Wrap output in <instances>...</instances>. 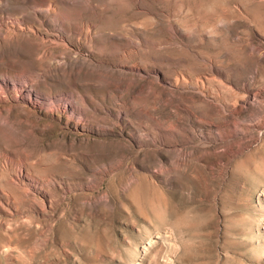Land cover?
I'll list each match as a JSON object with an SVG mask.
<instances>
[{
  "label": "rangeland",
  "instance_id": "1",
  "mask_svg": "<svg viewBox=\"0 0 264 264\" xmlns=\"http://www.w3.org/2000/svg\"><path fill=\"white\" fill-rule=\"evenodd\" d=\"M1 79L0 264H264V0H0Z\"/></svg>",
  "mask_w": 264,
  "mask_h": 264
},
{
  "label": "bare ground",
  "instance_id": "2",
  "mask_svg": "<svg viewBox=\"0 0 264 264\" xmlns=\"http://www.w3.org/2000/svg\"><path fill=\"white\" fill-rule=\"evenodd\" d=\"M30 28V27H29ZM33 29H34V27H33ZM90 30H91V27L89 26L88 27V30L87 31H82L79 35L81 36V38L83 39V38H85V39H88L89 37H90ZM43 39H44V41H47V42H50V43H52V44H55L56 43V41H57V39L56 38H53V37H43ZM88 42V41H87ZM45 44H46V42H45ZM61 46V45H60ZM42 52L44 53V54H46L47 53V49L44 47L43 49H42ZM43 54V56H45ZM9 81L10 80H7V79H1L0 80V90H1V93H8V95H9V102H10V104H13V105H25V106H27V107H31V108H33V109H36V110H42V105H41V103L38 101L39 100V98H33V97H31V96H27V95H17V94H15V95H13V93L11 92V86H10V84H9ZM177 83H178V81H177ZM180 85V84H179ZM17 87V86H16ZM24 89V88H23ZM15 90V89H14ZM0 93V94H1ZM6 95V94H5ZM1 97V96H0ZM37 97V96H36ZM4 98H6V96L4 97ZM2 99V98H1ZM7 100H8V97H7ZM3 101V100H2ZM55 104V103H54ZM56 105V104H55ZM52 108V107H51ZM55 109L56 108H52L51 110H49V112H53V111H55ZM58 109V108H57ZM61 109V108H60ZM62 112L64 113V114H67L68 115V113L69 112H74V107L72 106V105H69L68 106V108L67 107H65V108H63V110H62ZM70 116V115H69ZM77 116L78 117H80V114H75V112L72 114V117H73V119L72 120H70L69 121V124L72 126V127H74V128H76V129H82V130H85V131H96L94 128H92V127H90V126H87V125H84V124H82L81 122H77ZM122 116V115H121ZM113 119V118H112ZM103 127V126H102ZM104 129V128H103ZM98 131V130H97ZM101 133V132H100ZM138 144H140L141 145V143L140 142H137ZM16 173V172H15ZM16 177H21V178H24L26 181H31L30 179H28L27 177H25L24 175H23V173L22 172H20V173H18V175L16 174ZM38 191V190H37Z\"/></svg>",
  "mask_w": 264,
  "mask_h": 264
}]
</instances>
